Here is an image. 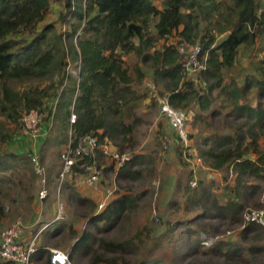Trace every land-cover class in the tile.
<instances>
[{
    "label": "trees",
    "instance_id": "obj_1",
    "mask_svg": "<svg viewBox=\"0 0 264 264\" xmlns=\"http://www.w3.org/2000/svg\"><path fill=\"white\" fill-rule=\"evenodd\" d=\"M194 46L201 47L200 61L207 57L204 70L185 65ZM146 78L153 89L165 87L171 105L185 111L188 121L192 113L194 123L208 125L197 153L188 150V156L201 159L210 173L225 171L226 181L230 168L233 175L224 203L212 182L187 183L199 212L174 223L187 231L196 225L180 247L207 256L211 262L206 264H247L246 255L258 258L264 253V226L246 215L263 205L264 0H0V222L7 216L6 186L14 174L31 168L30 155L5 149L12 134L24 129L25 114L32 109L43 114L42 152L69 143L77 147L88 134L125 147L140 122L136 110L152 90L141 89ZM222 118L232 123L225 124L226 130L220 127ZM102 156L101 151L96 157L81 155L68 176ZM143 157L127 160L120 177L140 178L141 169L134 166ZM43 159L44 154L42 165ZM63 190L87 209L94 207L92 197L77 190L76 180L67 181ZM251 205L257 208L247 209ZM137 206L138 197L124 193L91 215L71 247V260L86 257L90 264H104L110 260L97 256L96 247L114 254L131 250L134 240H104L97 231L115 228ZM221 220L242 225L241 239H221L206 248L200 230ZM59 221L53 216L37 230L44 227L42 234L58 237L66 230ZM50 258V249L38 244L32 264H51ZM162 259L140 264H166ZM0 264L17 263L0 257Z\"/></svg>",
    "mask_w": 264,
    "mask_h": 264
},
{
    "label": "rangeland",
    "instance_id": "obj_2",
    "mask_svg": "<svg viewBox=\"0 0 264 264\" xmlns=\"http://www.w3.org/2000/svg\"><path fill=\"white\" fill-rule=\"evenodd\" d=\"M150 82L151 80L146 78L142 83L141 89L150 88L152 90L150 96L136 110V116L140 122L134 130L133 139L125 147H118L119 151L125 152L130 158L136 154L144 156L143 163L134 166L135 170L141 169L140 178L133 180L122 178L120 172L116 174L115 160L108 156L105 157V155L99 161L97 158V163L106 168L97 187L85 185L81 172H77L75 177H66L63 182L64 186L67 181L76 180L77 190L81 194L93 197L94 203L92 204L94 207L87 209V206L80 205L70 196V191H64L63 186L61 188L59 186L58 173L61 170L62 153L65 145L62 147L51 146L42 152L41 144L38 153L41 158L44 154L43 163L48 175V197L43 200L39 199L40 177L30 162L28 165L31 168H25L26 173L14 174L11 183L6 186L8 190L5 192H10L13 198L10 196L5 199L4 205L7 216L5 221L0 222V236L5 228L19 219L23 220L24 223L25 221L29 222L31 227L27 229V232L35 233L40 222H47L51 220V217H55V210L58 209L57 202L61 200L65 206V216L59 219V222L65 224L66 230L54 238L42 234L38 244H47L50 248H59L70 252L72 242L83 232L87 226L88 218L101 211L98 206L100 199L104 197L111 185L116 183L117 189L114 196L129 193L138 197V206L127 212L125 218L115 228L97 231V237L117 241L132 239L134 244L128 252L115 254L106 253L104 249L96 247L97 256L107 257L110 260V263L104 264H140L142 261H150L156 258H163L162 260L166 261V264H189L191 262L206 264L211 262L207 256L195 254L187 247H180L181 241L192 234L196 225L190 224L189 228L192 231H187V228L175 227L174 223L178 220L193 219L199 212V209H193L192 200L186 189L187 183L191 180L212 182L215 195L224 203L233 189L231 168L229 179L226 181L224 179L225 171L217 170V173L213 172L212 174L201 159L184 155L185 148L180 145L175 132L160 112V99L167 96L166 89L163 86L158 87V90L153 89ZM192 115V113L189 114L190 117L187 122L192 134L189 150L194 152V148L201 146L202 135L207 134L208 125L206 123H194ZM221 120L220 127L225 128V130L228 128L225 124H232L231 121L225 122L223 118ZM24 135L22 126L19 133L12 134L5 149L28 154L30 142H28V137ZM261 144L264 147V137L261 139ZM111 146L115 147L112 143ZM227 184L231 185L227 186ZM262 184L264 187V183ZM249 208L257 207L251 205L247 209ZM214 222L215 225L208 227L207 230H200V239L206 248L211 247L221 239H241L239 233L243 228L242 225H231L222 220ZM171 226L172 228L169 229ZM260 242L264 245V236ZM244 259L248 262L247 264H264V253L258 258L246 255ZM73 262L74 264L91 263L86 257H78ZM227 262L221 261L219 264H237Z\"/></svg>",
    "mask_w": 264,
    "mask_h": 264
},
{
    "label": "built area",
    "instance_id": "obj_3",
    "mask_svg": "<svg viewBox=\"0 0 264 264\" xmlns=\"http://www.w3.org/2000/svg\"><path fill=\"white\" fill-rule=\"evenodd\" d=\"M183 52L186 47L181 46ZM201 52L200 46H194L190 49L189 59L186 61V67L188 70L200 71L206 68L207 57H204L203 61H200L199 55ZM160 112L166 119L169 120L171 126L176 131L177 137L180 140L181 145L189 146L191 137L188 128V118L185 111H181L173 107L170 103L169 96H164L160 101ZM43 121V114L37 110L32 109L23 117L24 133L30 134L35 137L40 134L41 124ZM76 121V115L72 114L71 122ZM72 143H69L64 148L62 153V166L58 176L59 186L63 184L66 177L71 174L73 166L77 163L81 155H92L96 157L98 152H102L105 157H111L115 160L116 174L125 166L127 160L130 159L128 154L119 151L118 147H112L109 140L104 142H98V139L94 135H86L79 141L77 147H73ZM28 154L32 158V163L35 166L36 172L42 176L41 188L38 192L39 199L43 200L48 197L47 180L45 176L44 168L40 162V158L36 152ZM83 182L85 185L97 187L98 182L103 178L105 166H100L98 163L82 166ZM193 185H196V180L192 181ZM117 189V184L106 191L104 197L100 199L98 206L102 210L104 209L113 198ZM262 207L259 209L250 210L246 218L249 221L256 222L264 226V193L262 196ZM58 209L56 210L55 219H62L65 216V206L61 200L57 202ZM44 227H40L35 233H32L29 241L25 239V232L27 233V225L23 220H17L9 227L5 228L1 233L0 241V257L6 260L13 261L17 264H32V256L38 248V240L42 235ZM52 264H74L70 258V252L59 248H51Z\"/></svg>",
    "mask_w": 264,
    "mask_h": 264
},
{
    "label": "crops",
    "instance_id": "obj_4",
    "mask_svg": "<svg viewBox=\"0 0 264 264\" xmlns=\"http://www.w3.org/2000/svg\"><path fill=\"white\" fill-rule=\"evenodd\" d=\"M49 123H50V127H51V123H52V121L51 120H49ZM46 133H47V129H46V125H43V127H42V129H41V131H40V134H38L37 136H35V137H33V136H31L30 134H25L24 136H27L28 137V142H30V144H29V150H28V152L29 153H31V152H36L37 154H38V156H39V158H40V160H41V155L38 153L39 152V146L41 145V143H42V141H43V138L45 139V137H46ZM33 164V163H32ZM33 166H34V164H33ZM42 167L44 168L45 166H44V163H43V165H42ZM208 168V167H207ZM34 169H35V166H34ZM44 171H45V176H46V178H47V171H46V169L44 168ZM35 172H36V169H35ZM218 171L217 170H215L214 171V173H217ZM37 173V172H36ZM213 173V172H212ZM38 174V173H37ZM40 188H41V185H40ZM3 195H4V197H3V200H2V203H3V205H4V202H5V199L6 198H9L10 196H11V193L10 192H4L3 193ZM89 196V195H88ZM12 198H13V196H11ZM14 198H16V197H14ZM93 198V197H92ZM5 206V205H4ZM8 209H9V207H7ZM5 211H6V208H5ZM56 211V210H55ZM7 214V213H6ZM52 218V217H51ZM5 220V219H4ZM3 220V221H4ZM29 223V222H28ZM29 225V224H28ZM28 227H31V226H27V229H28ZM31 235H32V232H25V239H26V241H29L30 240V238H31ZM75 242V240L72 242V244H71V247H72V245H73V243ZM40 245V244H39ZM40 246H43V247H45V248H47V247H49V249L51 250V248H50V246H48L47 244H41ZM71 250V249H70Z\"/></svg>",
    "mask_w": 264,
    "mask_h": 264
},
{
    "label": "clouds",
    "instance_id": "obj_5",
    "mask_svg": "<svg viewBox=\"0 0 264 264\" xmlns=\"http://www.w3.org/2000/svg\"><path fill=\"white\" fill-rule=\"evenodd\" d=\"M175 135L177 136V134L175 133ZM191 137V136H190ZM177 140L179 141V143H180V140H179V138L177 137ZM180 145H181V143H180ZM181 146H183L184 148H185V152H184V155L185 156H188V150H189V148H190V146H191V142H190V145L189 146H184V145H181ZM29 155V154H28ZM189 157V156H188ZM199 159V158H198ZM60 173V172H59ZM59 173H58V176H59ZM194 181V180H193ZM197 182V181H196ZM197 185V184H196ZM195 186V185H194ZM52 264V263H51Z\"/></svg>",
    "mask_w": 264,
    "mask_h": 264
}]
</instances>
